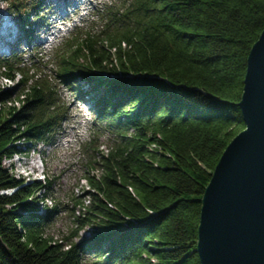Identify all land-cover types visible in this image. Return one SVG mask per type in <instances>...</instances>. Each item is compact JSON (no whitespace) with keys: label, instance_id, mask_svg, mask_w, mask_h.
Segmentation results:
<instances>
[{"label":"trees","instance_id":"obj_1","mask_svg":"<svg viewBox=\"0 0 264 264\" xmlns=\"http://www.w3.org/2000/svg\"><path fill=\"white\" fill-rule=\"evenodd\" d=\"M27 1L0 0L26 32ZM95 17L97 25L55 49L53 65L116 131L106 152L94 138L81 145L97 175L84 176L88 205L73 235L87 226L92 234L65 245L46 236L57 213L43 205L47 185L3 165L22 153L20 142L56 134L68 114L54 82L27 75L12 53L0 72L19 77L22 106L0 108V264H83L88 254L100 264H200L201 201L244 129L238 103L264 0H116Z\"/></svg>","mask_w":264,"mask_h":264},{"label":"rangeland","instance_id":"obj_2","mask_svg":"<svg viewBox=\"0 0 264 264\" xmlns=\"http://www.w3.org/2000/svg\"><path fill=\"white\" fill-rule=\"evenodd\" d=\"M53 1H27L28 22L31 23L27 32L20 26L19 15L8 14L6 4L0 3V23L14 27L17 38L19 37L13 56L25 64L27 75L44 77L54 82L68 112L56 134L44 142H20L18 148L22 153L4 160L3 165L21 181L39 182V186L47 185L45 190L40 191L41 197L47 196L43 205L47 209L56 207L57 213L46 225L45 235L65 245L69 240L77 243L92 234L91 227L87 226L73 235L77 229L76 218L83 212L81 203L83 206L88 205V187L84 176L87 173L97 175V172L87 168L81 145L94 138L98 150L106 152L111 147L116 131L109 124L96 120V113L89 99H77L76 90L60 83L53 66L54 53L64 39L74 33H84L97 25L95 13L98 7L116 0H58L61 2L58 10L54 8ZM51 11H55V14L48 15ZM46 16L48 17L45 18ZM31 29L36 31L32 33ZM13 45L14 43L11 46ZM8 53L9 50L0 53V59L12 56V53ZM18 81V76L10 81L3 78L0 72V108L22 106V102L17 100ZM82 88L87 90L86 85ZM22 98L19 97L20 100ZM83 264H100V258L93 254L84 255Z\"/></svg>","mask_w":264,"mask_h":264},{"label":"water","instance_id":"obj_3","mask_svg":"<svg viewBox=\"0 0 264 264\" xmlns=\"http://www.w3.org/2000/svg\"><path fill=\"white\" fill-rule=\"evenodd\" d=\"M238 107L244 129L224 150L201 201L200 264H264V30L249 52Z\"/></svg>","mask_w":264,"mask_h":264},{"label":"bare ground","instance_id":"obj_4","mask_svg":"<svg viewBox=\"0 0 264 264\" xmlns=\"http://www.w3.org/2000/svg\"><path fill=\"white\" fill-rule=\"evenodd\" d=\"M53 3H55V7L57 10L60 9V3L58 2V0H54ZM43 5V4H42ZM44 6V5H43ZM62 9V8H61ZM56 11V10H55ZM55 11H51L48 13V15L50 14H55ZM77 11V10H76ZM48 16H46L45 18H47ZM44 18V19H45ZM4 26V27H3ZM35 26V25H34ZM34 28V27H33ZM35 29V28H34ZM34 29H31V32L34 33ZM33 30V31H32ZM34 37V36H32ZM19 41V37L17 38V33L14 29V27L9 26L7 24H3V22L0 23V53H6L9 50V53H13L16 48H17V43ZM14 43L13 46H11ZM11 46V49H10ZM8 53V54H9ZM15 53V52H14ZM34 168L33 165H31V168Z\"/></svg>","mask_w":264,"mask_h":264}]
</instances>
